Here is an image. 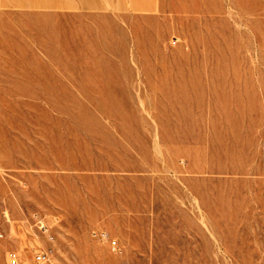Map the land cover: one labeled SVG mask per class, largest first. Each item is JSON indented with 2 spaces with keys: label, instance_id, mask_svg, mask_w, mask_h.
<instances>
[{
  "label": "rangeland",
  "instance_id": "1",
  "mask_svg": "<svg viewBox=\"0 0 264 264\" xmlns=\"http://www.w3.org/2000/svg\"><path fill=\"white\" fill-rule=\"evenodd\" d=\"M100 7L0 0V264H264V0Z\"/></svg>",
  "mask_w": 264,
  "mask_h": 264
},
{
  "label": "crops",
  "instance_id": "2",
  "mask_svg": "<svg viewBox=\"0 0 264 264\" xmlns=\"http://www.w3.org/2000/svg\"><path fill=\"white\" fill-rule=\"evenodd\" d=\"M31 6L43 7L54 2L57 8L68 11H95L101 10L103 0H28Z\"/></svg>",
  "mask_w": 264,
  "mask_h": 264
},
{
  "label": "built area",
  "instance_id": "3",
  "mask_svg": "<svg viewBox=\"0 0 264 264\" xmlns=\"http://www.w3.org/2000/svg\"><path fill=\"white\" fill-rule=\"evenodd\" d=\"M102 235L106 238L108 237V234L106 232H103ZM50 238L53 239V235H50ZM113 244H117V241L114 240ZM52 253V248L39 250L34 256V261L37 263L48 262L52 257ZM13 264H21V262L16 261Z\"/></svg>",
  "mask_w": 264,
  "mask_h": 264
}]
</instances>
